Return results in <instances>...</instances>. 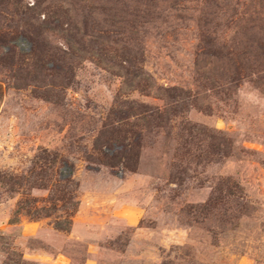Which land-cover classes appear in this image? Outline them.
<instances>
[{"label": "rangeland", "instance_id": "obj_1", "mask_svg": "<svg viewBox=\"0 0 264 264\" xmlns=\"http://www.w3.org/2000/svg\"><path fill=\"white\" fill-rule=\"evenodd\" d=\"M173 1L126 0V10L115 0H46L73 5L77 19L92 8L102 25L120 16L138 22L144 71L209 109L188 108L184 119L144 132L134 172L99 162V132L120 80L96 57L75 68L68 87L60 76L23 82L22 69L0 66V172L25 174L40 150L55 152L74 166L79 202L68 233L52 219L10 224L18 197L0 186V264H264V66L240 68L230 84L231 66L212 57V87L195 74L208 50L242 64L264 54L255 45L264 46V33L246 29L249 19L264 26V0ZM125 99L162 104L137 92ZM212 135L221 144L213 156Z\"/></svg>", "mask_w": 264, "mask_h": 264}, {"label": "trees", "instance_id": "obj_2", "mask_svg": "<svg viewBox=\"0 0 264 264\" xmlns=\"http://www.w3.org/2000/svg\"><path fill=\"white\" fill-rule=\"evenodd\" d=\"M32 1L30 4L26 0H0V66H5L9 61L11 68L15 66L22 69L23 82L32 81L42 85L44 78L60 76L66 84L65 87H68L73 83L75 68L84 59L96 57L106 69L118 77L120 88L115 99L116 104L110 109L106 123L99 132L104 147H96V151L102 156L99 161L101 165L113 170L121 168L134 172L144 132L169 127L170 123L184 119V113L191 107L209 113L208 108L196 103L197 97L190 100V95L182 89L159 86L144 71L143 46L135 34L138 22L134 24L126 17L120 16L113 22L104 20L107 24L102 25L92 8L77 19L73 5L64 7L54 2L47 3L46 0ZM127 1L155 6L163 2ZM181 1L174 0L173 8L181 4ZM115 2L126 10L129 8L126 0ZM120 11L124 16H128L123 9ZM256 22H259V19H249L246 29L251 31L255 28L257 34L264 33L263 24L255 25ZM49 36L60 38L64 48L51 46ZM253 40L249 38L250 48ZM255 45L259 50H263L262 43L256 40ZM204 56V64L195 73L196 82L210 87L213 79L212 62L209 60L212 57L218 61H226L231 66L230 84H234L237 74L241 73L240 68L256 74L260 72L259 68L264 66L263 53L255 54L252 64H242L239 60L236 62L228 52L220 50L217 53L208 50ZM135 92L159 100L162 104L152 106L125 99ZM119 96L123 100L119 99ZM186 133L191 140L186 139L185 143H191L193 138L190 129ZM213 140L215 137L212 135V156L214 153L218 154L221 147L220 143ZM102 148L108 153L112 152V155L109 157ZM73 172L72 163L46 149L40 150L34 156L25 174L0 172V186L5 193L11 198L18 197L10 224L17 223L18 218L22 216L33 222L52 219L56 231L70 232L72 218L79 207L78 183L73 178ZM35 191H44L46 196L37 197L33 194Z\"/></svg>", "mask_w": 264, "mask_h": 264}]
</instances>
